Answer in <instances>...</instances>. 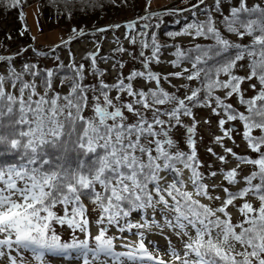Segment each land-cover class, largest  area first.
Returning a JSON list of instances; mask_svg holds the SVG:
<instances>
[{"label": "snow or ice", "instance_id": "snow-or-ice-1", "mask_svg": "<svg viewBox=\"0 0 264 264\" xmlns=\"http://www.w3.org/2000/svg\"><path fill=\"white\" fill-rule=\"evenodd\" d=\"M26 2L0 0L20 9L22 22ZM51 2L63 5L68 18L101 7L100 0ZM151 3L146 0V15L138 20L156 17L154 27L159 28L163 15H176V9L149 12ZM200 5H205L202 12ZM181 11H190L192 19L167 36L208 43L187 48L162 44L147 31L149 23L137 31L138 21L127 22L125 39L140 47L138 56L128 54L139 59L142 70L125 76V63L116 60L112 67L120 73L114 84L106 83L105 70L97 67L98 46L85 57L99 78L94 85L84 83V64L41 68L25 62L18 70L15 59L28 49L0 54L5 69L0 72V264H52L54 259L67 264H264V0H230L227 5L214 0L211 7L198 0ZM71 33L63 46L87 34L82 28ZM115 43L114 51L128 52L118 39ZM162 48L175 49L168 63L178 70L167 75L151 67L163 62ZM244 69L246 75H240ZM171 78L183 83L171 85ZM57 80L67 93L57 89ZM137 80L144 86L135 87ZM162 81L175 91L165 89ZM233 97L239 107L230 102ZM201 108L217 117L223 133L214 137L223 155L207 148L220 162L219 171L209 165L206 173L198 155L200 121L194 110ZM229 122L242 128H225ZM178 129L184 130L187 150L175 138ZM234 133L246 153L225 146L227 138L239 147ZM229 156L233 168L224 167ZM218 176L221 184H209ZM217 188L223 196L213 194ZM88 205L97 216L95 235ZM230 208L240 219L233 220ZM57 226L71 230L70 237L64 239ZM111 229L120 235H110ZM149 233L163 236L166 247L146 243ZM117 239L126 241L121 251Z\"/></svg>", "mask_w": 264, "mask_h": 264}, {"label": "rangeland", "instance_id": "rangeland-1", "mask_svg": "<svg viewBox=\"0 0 264 264\" xmlns=\"http://www.w3.org/2000/svg\"><path fill=\"white\" fill-rule=\"evenodd\" d=\"M191 1H193V0H152L151 7L148 9V11L149 12L164 11V9L171 8L173 6H179L180 7L179 9L184 10V9L191 8V4H190ZM213 2H214V0H205V3L207 5H209L210 7L213 5ZM224 2H225V5H227L230 2V0H224ZM232 2H234V0H232ZM249 2L251 3V0H249ZM197 3H198V0H197ZM145 4H146V0H136L133 3L126 4L124 7L121 8V10L111 12V14L113 15L112 16V18H113L112 22L113 23H111V24L112 25L120 24L122 26L118 29H113L111 27L110 29H107V31H105V32H100L98 30H94V32L100 33L99 36L89 37L87 35L88 34L87 33L85 36L73 40L69 45L63 47V48H66L62 52L63 60L64 61L69 60L72 57H74L76 60L81 59L84 56V54L86 53V51H90L93 49L96 50L97 46L99 47V50H103L104 52L110 51L114 47L115 41L117 39L119 40V42L123 41L125 48L128 49L129 45H131V44L128 42L127 39H125L126 28L123 27V25L126 24L131 19H135V18H138L142 15H146ZM200 6H202V5H200ZM139 11H142V13L139 14ZM227 11H228V8L226 6L224 8L225 14H227ZM38 14H39V10L37 11V9L34 6H31L28 8V15H29L31 24L34 28L33 29L34 36L33 35L31 36L30 44H32L34 47H38L39 49L45 48V47L47 48L48 43H52L56 40H60L59 42H61L62 40H67L68 37L72 34L66 26L57 25V23H55L53 20L48 19L45 16L42 17L41 13L39 14L40 19H39V17L37 19ZM178 14H184V15L189 16L190 12L184 13V11H180ZM0 17H1L0 18V20H1L0 29L3 32L15 30L18 28V26H19V23L17 21L18 16L16 14L13 13V15L11 14L9 16L0 15ZM37 21H39V23ZM189 21L190 20L188 19L185 23H187ZM140 22H141V20H139L137 23V31H142V28H140V25H141ZM185 23L183 24V26L185 25ZM183 26H181L178 31H180ZM2 37H0V40L3 39ZM175 39L178 41H184V42L192 40L190 37H185V36H179V37H176ZM43 42H47V44L42 46L41 44H45ZM0 45H2L1 42H0ZM16 47L17 46H15L9 50H14ZM21 47L22 46L17 47V48H21ZM136 48H139V44L136 45ZM41 50H43V49H41ZM172 52H173V48H162L161 60L163 62L160 64H152L151 65L152 70L160 73L161 75H167L169 72L178 70V69H174L171 66V64L168 63L171 59L174 58L171 55ZM146 53H147V51H146ZM25 56L28 58L31 57L30 54H25ZM124 60H125L126 65L128 63H130L128 52H125ZM113 63H114L113 60H110L107 62H101V64L104 65V68H105L106 78L112 79V78H115V76L117 75V69H113V67H112ZM18 66H19V64H18ZM4 70H5L4 67L0 66V71L3 72ZM246 72H247V70L244 69V70H241L239 72V74L240 75H246ZM253 82H255V81H253ZM137 83H138V85L144 86L145 82L138 80ZM180 83H183V81L175 79V78H171V85H179ZM57 84H59V83L57 82ZM162 84L167 88H173L167 82L162 81ZM243 87L247 88L248 85L245 84V85H243ZM66 89H67V87H64L65 91H66ZM250 94H253L251 90L248 91V95H250ZM221 95H222V93H221ZM230 102L233 103L234 106L239 107L238 103H237V99L235 97H233ZM194 111H196V113H197V116H196L197 120L200 121V124L198 125V129H197L198 155H199L201 162L205 166L204 170L207 173L208 166L210 165L212 170L219 171V169L221 167L220 162L217 160L216 156H213L212 154L208 153V151H207V148L211 147L217 155H223L224 154V149L222 147H220L219 145L214 143V137L215 136H218V135L222 136L223 135V133L221 132V130L218 127V119L216 116L212 115V113L209 109L201 108V109H195ZM184 119L187 123L191 122L188 118H184ZM204 119H210L211 123L210 124H204L203 123ZM231 123L233 125H235L236 126L235 128H237V129L242 128V126L240 125L239 122H229V124L225 125V128L229 127V125ZM183 131H184L183 129H178L176 131L175 138L180 141L181 149L187 150L186 146L183 142ZM233 135H234L236 143L239 145V147H235L233 145V143L230 140H228L227 138H225V140H224L225 146L233 148V150L239 154L246 153L247 149H246L244 142L242 141L241 137L239 135H236L235 133ZM228 159H229V163L227 165H225L224 167H226V168L235 167V161H233L230 156L228 157ZM246 174H247V172H245V175ZM185 176H187V173H185ZM221 181H222V177L218 176L216 178L209 179L208 182H209V184H221ZM240 186H242V185H240ZM231 190L235 191L236 189L233 188ZM213 194L214 195H220V196L224 195L222 190L219 188L215 189ZM204 202L207 203L208 201H204ZM252 202L254 204L258 205L257 201L253 200ZM230 211L232 213L233 220L240 219V215L236 211V209L230 208ZM96 219H97L96 213L92 212L89 215V220L92 222L91 231H92L93 235H95L97 232V227L95 225ZM136 219H139V217H136ZM110 231L112 232V235H117V236L120 235L116 229H111ZM61 232H62V236L68 238L69 230L67 228L66 229L61 228ZM165 235H168V233L166 232ZM124 236H126L127 239H129V240H135L136 239V237L132 236L129 233H125ZM82 238H83V236L81 235V239ZM172 239H173V243H175V244H177V246H179V242L176 241L174 237ZM148 240L155 242L161 249L166 247L165 239L163 238V236H161L159 234H155V233L147 234L146 243ZM123 242H126V241H122L121 239L116 240L117 249L123 250L120 247L121 243H123ZM165 258L167 259V257H165ZM52 264H67V262H62L60 259H54V260H52ZM73 264H75V262H73Z\"/></svg>", "mask_w": 264, "mask_h": 264}, {"label": "trees", "instance_id": "trees-1", "mask_svg": "<svg viewBox=\"0 0 264 264\" xmlns=\"http://www.w3.org/2000/svg\"><path fill=\"white\" fill-rule=\"evenodd\" d=\"M135 1L136 0H116L115 4H111V3H109V0H100L101 7H97L95 9H88L86 12L75 11L72 15V18H68V15L64 10L63 5H61V4H53L51 2V0H27V2L22 5V10L25 13V20L23 22L20 21V19H19L20 9H11V8L6 7L4 4H0V15L9 16L11 14L13 15V13H14L18 16L17 21L19 23L18 28L15 30L3 32L0 29V37L3 36L2 37L3 39L0 40V42L2 43V47H0V54L9 55V54H14L18 51H21L22 49H25V48L28 49L26 52H22L21 55L15 59L14 63H15V66L17 67L18 70L20 69L22 64L25 62L36 63L41 68H55L60 62H63L65 65L74 62L76 66H79L80 64H84V66H85L84 67V74H85L84 83L89 84V85L97 84L99 82V78L96 76H93L91 74V69H90V63L91 62H90V60L85 59V57L88 55V53L96 52L97 49L86 51V53L84 54V56L81 59L76 60L74 57H72L71 59L64 61L62 58V52L66 48H63L65 46H63L59 42L60 40H56L52 43H48L47 48L46 47L41 48L43 50L39 49L38 47L31 46L32 44H30V42H31V36L32 35L34 36V33H33L34 28L31 24V21H30L29 15H28V8L31 6H34L37 9V11L39 10V14L40 13L42 14V17L45 16L48 19L53 20L55 23H57V25L66 26L68 28V30H70V32H71L72 28H78V29L82 28L85 30L86 33H88L87 35L89 37H96V36H99L100 33L94 32L95 28L106 26V25H110V26L112 25L111 23H113L112 22L113 21L112 20L113 15L111 14V12L121 10V8L124 7L126 4L133 3ZM196 3H197V0H193V1H191L190 4L193 5ZM207 6H209V5H207ZM179 8H180L179 6H173L171 8L164 9V11H162V12H159V13H164L165 11L171 10V9L177 10L176 15H163L161 17V19L163 20V23L160 24L159 28L154 27V25L159 22L156 17H152L149 21L141 20L140 28H142V31H144V29L142 27V25L144 23H149L150 25H152V27L147 29V31L149 32V34H151L152 32H155L158 36V39L160 40V42L162 44H167V45L178 44L182 48H187V47H190L194 43H201V44L208 43V41H205L202 38L195 40V41L191 40V41L184 42V41H178L176 39H172V38L167 36L168 32H177L179 30V28L181 26H183V24L188 19L189 20L192 19L190 11H189L190 12L189 16L184 15V14H178L179 13L178 10H182ZM204 8H205V5H202V6H200L199 10L202 12L204 10ZM141 13H142V11H139V14H141ZM39 14L37 15V19L39 17ZM203 18H204V16L201 15L200 19H203ZM39 19H40V17H39ZM177 21H179V23H177ZM0 24H1V20H0ZM25 27L27 28V31H24ZM21 31H24L23 36L20 35ZM9 36H11V39H8ZM232 39H235V37H232ZM43 43H45V44H41L42 46L47 44V42H43ZM58 43H60V44H58ZM57 44L61 45V46L55 47V46H57ZM119 45L123 46L125 48L123 41H120ZM15 46H17V47L22 46V47L21 48L16 47L14 50H9ZM117 46L118 45L115 43L114 47L110 51H106V52H104L103 50H99V54L97 57V67L99 69L105 70L104 65L101 64V62H105L103 59H101L102 57H109V59L107 61L113 60L115 62L116 60H120V61L125 63V60H124L125 53H118V52L114 51ZM54 47H55V51L53 52L51 50ZM33 49H35L36 52L48 53V55L47 56H38V55H36V52L33 51ZM139 50H140V47L136 48V45L135 46L129 45V47H128V53L131 52L133 55H136V56H138ZM174 50L175 49L173 48V51ZM25 54H30L31 57L28 58L25 56ZM56 56L59 57V60L54 59ZM128 56H129V54H128ZM129 59H130V63H128L127 65L125 64L126 67H124V69L122 70V73L125 76H127L132 69L142 70V65L139 62V59L134 60L130 56H129ZM18 64H19V66H18ZM0 72H2V71H0ZM119 73H120V70L117 69V75L115 76V78H112V79L106 78V75H104L103 80L106 83L114 84V83H116V78H117ZM137 81L134 82L135 87H137V88L143 87L141 85H138ZM57 82L59 83V81L57 80L55 82L57 89L60 90L62 92V94L67 93L68 88L65 91L64 87H61L60 84H57ZM162 86L169 91H175V88H167L163 84H162ZM112 95L115 96L116 93L113 92ZM251 95L252 94H250L249 96H251ZM125 99H128V98L125 97ZM240 110L243 111V108H241ZM88 210H89V215L92 212H94L91 209V205H88ZM66 228L67 227L65 226L63 229H66ZM57 230L62 235L61 228L59 226H57ZM109 234L112 235V232L110 231ZM70 235H71V230H69L68 238L70 237ZM68 238L64 237V239H68ZM117 250L121 251V249L120 250L117 249Z\"/></svg>", "mask_w": 264, "mask_h": 264}, {"label": "water", "instance_id": "water-1", "mask_svg": "<svg viewBox=\"0 0 264 264\" xmlns=\"http://www.w3.org/2000/svg\"><path fill=\"white\" fill-rule=\"evenodd\" d=\"M133 21H138V18L137 19H134ZM101 28H104V29H110L111 27L110 26H103V27H99V28H96L95 30H99ZM232 125V124H231ZM234 126V125H233ZM236 127V126H234Z\"/></svg>", "mask_w": 264, "mask_h": 264}]
</instances>
